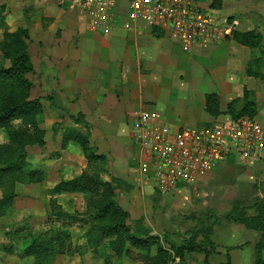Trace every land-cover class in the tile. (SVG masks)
I'll use <instances>...</instances> for the list:
<instances>
[{
	"label": "crops",
	"instance_id": "obj_1",
	"mask_svg": "<svg viewBox=\"0 0 264 264\" xmlns=\"http://www.w3.org/2000/svg\"><path fill=\"white\" fill-rule=\"evenodd\" d=\"M242 1L222 0L221 9L213 10L224 19L236 18L243 9ZM211 2L199 0L203 8H210ZM0 6H4L1 16L8 31L28 30V53L35 72L31 93L45 96L41 124L45 146L35 152L29 149L38 146L26 149L43 179L39 184H18L16 193L23 186L31 191L36 189L34 185H42L45 201L47 190L59 180L82 173L84 157L68 149L73 145L62 148L66 128L83 131L80 124L71 121L77 114L89 126L91 142L98 152L112 161L114 179L116 173L121 176L116 162L119 168L131 148L127 142L133 143L131 122L137 111H154L160 114V123L172 127L206 124L215 119L205 112L207 94L219 96L224 112L223 105L241 97L244 89L254 88L255 80L247 75L246 65L255 58V50L232 39L185 51L169 33L151 29L143 22L124 28L125 10L120 8L115 10L109 31L91 32L76 10H67L58 0H0ZM240 18L243 21L238 31H253L258 26V33L264 35V3H251L246 17ZM3 31L0 26V39ZM224 58L230 61L229 67L219 66L226 63ZM197 63L208 70L210 81L200 78L195 70ZM196 78L200 80L192 81ZM111 177L104 176L108 180ZM229 254L232 261L239 259L236 251ZM252 254L254 249L237 263L248 264ZM261 255L264 259V250Z\"/></svg>",
	"mask_w": 264,
	"mask_h": 264
},
{
	"label": "rangeland",
	"instance_id": "obj_2",
	"mask_svg": "<svg viewBox=\"0 0 264 264\" xmlns=\"http://www.w3.org/2000/svg\"><path fill=\"white\" fill-rule=\"evenodd\" d=\"M242 2L241 13L236 18H232L238 22L237 31L240 22L243 21V18L240 17H246V10L250 4L264 3V0H243ZM256 17L257 20L261 19ZM257 28L259 27L257 26ZM257 28L253 31L258 32ZM261 28L264 34V24ZM254 52L255 58H258V51ZM224 61H226L225 58ZM201 63L204 64L202 60ZM229 64L230 61L227 60L225 64L221 63L219 66L229 67ZM196 65L195 70L201 74L200 78L210 81L208 70L198 63ZM252 67L254 70L260 71L261 75L253 77L254 88L247 89L253 93L248 96V99L255 101L256 113L253 117L261 123L264 129V60ZM34 74L35 72L28 75L29 81L32 82L30 99L45 98V96H32L31 92L35 87ZM198 78L192 81H196ZM223 111L226 112L225 105H223ZM225 116L230 117L227 114H221L218 119H223ZM75 119H78L77 124L81 125L82 132L87 133V130L90 132L89 126L84 125L85 121L82 120L80 114L71 117V121L74 123ZM42 121L39 127L44 131L41 127ZM203 124L199 122L195 126ZM1 140H3L2 136H0ZM127 145L131 147L130 151L128 155L123 156V160H120L119 168L116 162V168L121 171L120 178L116 173L112 179L113 170L110 165L112 161H109L108 158L106 164L101 165L99 169L101 179L113 185L116 200L129 213L128 225L136 236L158 237L159 243L166 248L170 243L181 245L188 241L205 246L209 239L213 245L210 247L211 252L207 258L209 264L226 263L227 256H229L231 264L242 263L244 258L249 257V252H252V249L255 252L261 232L247 228L244 223L237 222V220L257 217L260 211L264 210V152L244 163L237 161L229 163L227 158L197 183L186 186L179 185L174 191L163 196L156 191L142 190L138 187L136 183L138 166L134 159L135 146L130 140ZM68 149L82 155L76 146ZM29 150L35 152L40 149L38 146V148ZM31 157H33V153H31ZM229 159L232 160V157ZM30 167L37 170L33 164ZM87 171L94 173L95 168H90ZM104 176L112 177L108 180ZM41 181L37 180L32 183L39 184ZM34 186L36 189L31 191L23 186L17 190V193L15 188L16 196L9 213L0 218V264H34L32 257L23 256V249L30 244L34 236L48 230L60 231L66 229L65 227L71 232L72 244L76 249L71 253L54 256L46 264H143L142 256L145 252L132 246L127 245L121 255H116L107 240L97 244L88 243L86 235L92 224L90 215L95 214L94 210L88 208L90 195L72 192L62 193L65 196L58 197L59 194L52 195L50 190H47L49 197L44 201L42 185ZM52 200L57 203L60 210L72 215V218L68 220L58 216L59 209L52 210L49 204ZM240 246L242 247L238 248ZM5 247L10 248L11 252L4 251ZM263 250L258 253L261 258ZM230 251H236L239 254L237 261H232ZM155 253L156 245H153L151 254ZM256 255L250 256L248 264H257L255 263ZM204 263L203 253L192 252L183 259L175 257L170 264Z\"/></svg>",
	"mask_w": 264,
	"mask_h": 264
},
{
	"label": "trees",
	"instance_id": "obj_3",
	"mask_svg": "<svg viewBox=\"0 0 264 264\" xmlns=\"http://www.w3.org/2000/svg\"><path fill=\"white\" fill-rule=\"evenodd\" d=\"M221 7L222 0H212L211 9L218 10ZM1 11H4V6H0V26L4 29L0 39V136L3 139L0 141V218L10 210L15 200L17 184H29L43 179L40 170L30 167L26 148L33 145L40 148L45 146L44 131L39 127L42 121L41 102L45 98L30 99L32 82L29 81L28 75L34 73V68L28 53L29 33L23 28L8 31ZM232 40L258 51L259 57L246 65V73L251 77H259L261 72L254 70L252 66L264 60L263 35L255 31L236 30ZM252 93L244 89L241 97L227 103L225 113L220 108L219 96L209 93L205 96V112L212 118L221 114H227L231 118L253 117L256 113V103L248 99ZM75 123H78V119H75ZM84 125L87 126L85 122ZM69 145L79 148L86 160V168L77 177L59 180L50 192L52 195L72 192L90 195L88 208L94 210L95 214L90 215L92 224L86 235L88 243L97 244L107 240L116 255H121L127 245L132 246L145 252L142 256L143 264H170L175 257L183 259L192 252L203 253L204 264H209L207 258L211 252L210 247L213 246L209 239L205 246L188 241L181 245L170 243L166 248L159 243L158 237L136 236L128 225L129 213L116 200L113 185L101 179L99 168L106 164L107 157L97 152L91 143L89 130L84 133L73 127L66 128L63 132L62 148ZM229 158L228 162L233 163V159ZM90 168H95V172L89 173L87 170ZM49 204L52 210L59 209L55 201L52 200ZM57 214L68 220L72 218V215L62 209H59ZM237 222L261 232L260 241L255 247V263L264 264V260L258 255L260 250L264 249V210H261L257 217L239 218ZM65 228L60 231L48 230L34 236L30 244L23 249V256L32 257L34 264H46L54 256L71 253L76 247L72 244L71 232ZM153 245H156L154 255L151 254ZM4 251L11 252V249L5 247ZM221 264H231L229 256L226 263Z\"/></svg>",
	"mask_w": 264,
	"mask_h": 264
},
{
	"label": "built area",
	"instance_id": "obj_4",
	"mask_svg": "<svg viewBox=\"0 0 264 264\" xmlns=\"http://www.w3.org/2000/svg\"><path fill=\"white\" fill-rule=\"evenodd\" d=\"M81 15L89 31H109L117 8L125 10L122 25L143 22L173 36L183 50L208 48L232 38L235 19H224L199 0H58ZM160 114L134 113L131 138L140 189L168 195L179 185H193L228 157L244 163L264 152V129L255 117L215 118L201 126L172 127Z\"/></svg>",
	"mask_w": 264,
	"mask_h": 264
}]
</instances>
